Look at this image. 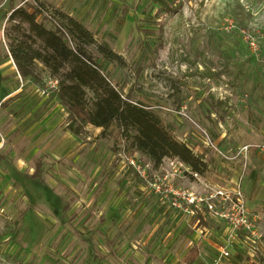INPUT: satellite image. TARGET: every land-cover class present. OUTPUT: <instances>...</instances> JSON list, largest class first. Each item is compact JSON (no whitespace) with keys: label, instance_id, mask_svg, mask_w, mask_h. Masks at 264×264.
I'll list each match as a JSON object with an SVG mask.
<instances>
[{"label":"rangeland","instance_id":"1","mask_svg":"<svg viewBox=\"0 0 264 264\" xmlns=\"http://www.w3.org/2000/svg\"><path fill=\"white\" fill-rule=\"evenodd\" d=\"M42 1L125 61L89 48L206 170L176 158L154 169L114 128L65 132L45 73L22 82L40 121L23 134L17 97L1 101L18 86L5 17L33 0H0V264H183L192 246L202 264H264V0Z\"/></svg>","mask_w":264,"mask_h":264},{"label":"trees","instance_id":"2","mask_svg":"<svg viewBox=\"0 0 264 264\" xmlns=\"http://www.w3.org/2000/svg\"><path fill=\"white\" fill-rule=\"evenodd\" d=\"M5 18L16 33L4 32L7 56L23 80L39 84L45 73L56 82L51 93L67 114L66 131L79 137L87 126L101 129V134L114 128L126 145L123 151L142 155L154 169L163 159L176 158L195 174L205 172L202 158L177 140L156 113L112 84L89 48L106 63L124 67L125 61L106 42L98 43L80 21L42 0L11 8ZM198 253L193 246L182 261L193 264Z\"/></svg>","mask_w":264,"mask_h":264},{"label":"crops","instance_id":"3","mask_svg":"<svg viewBox=\"0 0 264 264\" xmlns=\"http://www.w3.org/2000/svg\"><path fill=\"white\" fill-rule=\"evenodd\" d=\"M11 60V59H10ZM11 63L13 65V67H11V70L14 71L15 73V76H16V79H17V82H18V86H15L14 88L10 89V91L1 99V101L5 100L4 103H6V101H9L11 100L12 98L14 97H17L16 101L14 102V105H19V108H22V112H20V114L18 115V118H17V121L19 123H17L18 127L22 128L23 130V134L25 135H29L31 133L35 134L38 136L40 133L38 132L39 131V124H40V121H38L37 118H35L36 115H34V117H32L33 115V111H31V109L36 105L35 103H37L38 101V97H37V93H38V90H35V91H30V90H23L22 88V82H23V79L19 76L17 70H16V67L14 66L12 60H11ZM53 97V96H52ZM57 100V99H56ZM0 101V102H1ZM58 102V101H57ZM59 104V103H58ZM60 105V104H59ZM61 106V105H60ZM53 109L51 110V112L49 113H46V114H49L48 115V118L50 116H54L52 115L53 114ZM52 122H50L51 124ZM43 124V123H42ZM41 124V125H42ZM54 124H51L50 127L48 125H46V129L47 130H44L43 132H45L46 134L43 135V139H49L50 138V135L52 134L53 132V129H52V126ZM96 129V128H95ZM98 130V128L96 129ZM67 133H69L68 131H65ZM51 133V134H50ZM50 134V135H49ZM71 134V133H70ZM72 135V134H71ZM54 138H51L53 140V142L55 141V134H53ZM37 138V137H36ZM69 138V137H68ZM50 139V140H51ZM47 145H49V143L47 142ZM55 157L57 155H54ZM59 156V155H58ZM34 174V172H33ZM32 174V175H33ZM193 247V246H192ZM191 247V248H192ZM198 248V246H196ZM190 248V249H191ZM189 249V250H190ZM199 249V248H198ZM188 250V251H189ZM187 254V253H186ZM185 254V255H186ZM201 257V254H200V250H199V253H198V257L196 258L195 262L193 264H202V262L200 261V258ZM183 260V259H182ZM183 262V261H182ZM242 262H244L242 260ZM183 264H185L183 262Z\"/></svg>","mask_w":264,"mask_h":264},{"label":"built area","instance_id":"4","mask_svg":"<svg viewBox=\"0 0 264 264\" xmlns=\"http://www.w3.org/2000/svg\"><path fill=\"white\" fill-rule=\"evenodd\" d=\"M56 82H52L51 81V85L53 84H55ZM130 164L132 165L133 163L132 162H130ZM237 224H244V226L246 227V228H249V224L245 221V220H241V221H238L237 223H236V225ZM226 256H228V254H227V252H226V250L225 249H223V248H221L220 249V255H219V258H221V257H226Z\"/></svg>","mask_w":264,"mask_h":264}]
</instances>
